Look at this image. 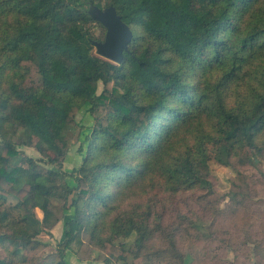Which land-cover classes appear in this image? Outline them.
I'll use <instances>...</instances> for the list:
<instances>
[{
	"label": "trees",
	"instance_id": "trees-1",
	"mask_svg": "<svg viewBox=\"0 0 264 264\" xmlns=\"http://www.w3.org/2000/svg\"><path fill=\"white\" fill-rule=\"evenodd\" d=\"M93 5L113 6L133 30L120 62L94 51L107 27ZM0 54V183L27 186L15 203L0 192V264H23L32 242L43 245L59 220V179L63 208L74 214L59 259L42 264H68L84 229L100 241L137 233L139 249L153 225L164 228L161 191L212 188L210 162L232 166L264 133V0H0ZM24 62L39 84L25 82ZM84 103L107 107L106 123L94 124L68 173L58 161ZM35 138L47 159L21 155L18 146ZM45 161L54 166L44 170Z\"/></svg>",
	"mask_w": 264,
	"mask_h": 264
},
{
	"label": "rangeland",
	"instance_id": "rangeland-1",
	"mask_svg": "<svg viewBox=\"0 0 264 264\" xmlns=\"http://www.w3.org/2000/svg\"><path fill=\"white\" fill-rule=\"evenodd\" d=\"M99 15L107 21L114 18L113 11L106 7L99 10ZM95 34L101 37L102 29L96 28ZM94 51L98 53L97 46ZM1 57L0 54V61ZM23 69L28 70L27 84H39L34 64L24 62ZM251 79V76L236 79L232 95L235 97V91L245 88ZM112 86L110 83L107 87ZM105 88L100 84L98 92ZM106 118L107 107L92 111L90 105L84 103L74 108L66 130L69 147L58 161L61 170L69 173L82 163L88 151L87 137L94 124L106 123ZM12 139L22 140L21 132L12 135ZM36 140L18 146L21 155L47 159L37 149ZM257 141L255 148L234 155L232 166L215 160L210 162L212 188H181L176 192L167 191V194L161 191L164 228L153 225L154 232L139 249L135 244L137 233L111 240L108 236L100 241L98 235L93 236L92 229H84L66 251L65 260L68 264H264V133ZM42 164L44 170L54 166L47 161ZM64 182L65 179L57 180L59 195L52 201L59 220L49 234L39 237L43 245L34 246L32 242L23 251L26 257L23 264L59 259L58 245L65 237V222L74 214V208H63L64 199L60 195ZM26 191L27 186L19 189L8 182L0 183V192L7 194L12 203L17 202V197L22 198ZM36 212L39 218L43 217L40 209Z\"/></svg>",
	"mask_w": 264,
	"mask_h": 264
},
{
	"label": "water",
	"instance_id": "water-1",
	"mask_svg": "<svg viewBox=\"0 0 264 264\" xmlns=\"http://www.w3.org/2000/svg\"><path fill=\"white\" fill-rule=\"evenodd\" d=\"M114 13L113 20L103 19L99 15L101 8L93 5L92 14L102 21L107 27L106 39L104 42H95L98 47V53L106 58L120 62L123 59L124 51L128 50V45L134 37L132 28L126 24L118 15L113 6L106 7Z\"/></svg>",
	"mask_w": 264,
	"mask_h": 264
}]
</instances>
